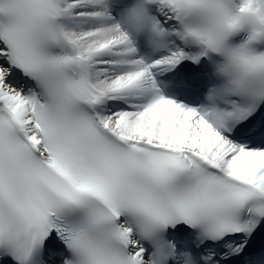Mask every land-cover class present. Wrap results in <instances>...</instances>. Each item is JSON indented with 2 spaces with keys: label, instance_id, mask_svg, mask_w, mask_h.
I'll list each match as a JSON object with an SVG mask.
<instances>
[{
  "label": "snow or ice",
  "instance_id": "snow-or-ice-1",
  "mask_svg": "<svg viewBox=\"0 0 264 264\" xmlns=\"http://www.w3.org/2000/svg\"><path fill=\"white\" fill-rule=\"evenodd\" d=\"M0 264H264V0H0Z\"/></svg>",
  "mask_w": 264,
  "mask_h": 264
}]
</instances>
